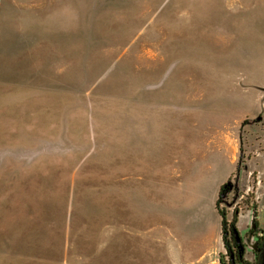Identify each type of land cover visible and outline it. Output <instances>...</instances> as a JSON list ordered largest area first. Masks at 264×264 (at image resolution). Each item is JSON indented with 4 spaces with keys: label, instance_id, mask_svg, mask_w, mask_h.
<instances>
[{
    "label": "rangeland",
    "instance_id": "obj_1",
    "mask_svg": "<svg viewBox=\"0 0 264 264\" xmlns=\"http://www.w3.org/2000/svg\"><path fill=\"white\" fill-rule=\"evenodd\" d=\"M257 115L264 0H0V264H220Z\"/></svg>",
    "mask_w": 264,
    "mask_h": 264
},
{
    "label": "flooded vegetation",
    "instance_id": "obj_2",
    "mask_svg": "<svg viewBox=\"0 0 264 264\" xmlns=\"http://www.w3.org/2000/svg\"><path fill=\"white\" fill-rule=\"evenodd\" d=\"M253 123L259 127L260 126L259 124L264 123V117H262L261 115H257L255 118V121ZM231 184L234 185V186H232L233 190L231 191V193L234 195H237V194L239 195L242 189H240L239 185L234 182L233 177L231 180ZM247 189H248L247 192L246 193L244 192L241 195V198L246 197L245 196L246 194L250 195V192H252L250 186ZM248 195H247V197H249ZM245 202L246 203H245L244 207H241V210H238V208L235 207L234 211L238 210V214H240L245 209H248V210L252 211V213L255 217L256 216V213H255L256 209L254 207V205L256 204L255 198L252 197L250 201H248V199H246ZM235 206H236V203H235ZM234 211L231 213L226 211V213L228 215V220H230L232 218ZM229 215H231V216H229ZM262 229H264V228H262ZM233 239H234V243L232 242V246H233L232 250L233 251L231 250L233 253L231 255H234L236 252V254L238 253V255H241V254L244 255L245 259H246L247 255H252L253 261H250V262H256L257 264H264V232L261 231V229L254 228V225H253L250 227L248 232H246L244 235L241 234L239 232V230L237 229V232H236L235 236H233Z\"/></svg>",
    "mask_w": 264,
    "mask_h": 264
},
{
    "label": "trees",
    "instance_id": "obj_3",
    "mask_svg": "<svg viewBox=\"0 0 264 264\" xmlns=\"http://www.w3.org/2000/svg\"><path fill=\"white\" fill-rule=\"evenodd\" d=\"M231 180L232 178H230V180L221 186L220 191H219V199L217 201V209L219 211L220 216L222 217V232H221V236H222V241H223V245L225 248V252L226 253H222L220 254V264H257L256 262H250L249 260L245 259L244 255H238V253L234 255H231L233 252L232 250V242L234 243V239L233 236H235L236 232H237V221H238V210H235L233 213V216L230 220H228V215L226 213V211L221 208V203L224 200H227L228 195L231 193V191L233 190L232 185L231 184ZM253 196L251 195V198ZM249 198V197H248ZM250 201V200H249ZM255 209H256V204L254 205ZM253 225L254 228H258L261 229V231L264 232V229H262L259 226V223L257 221V218L255 217L253 219ZM232 250V251H231ZM230 253V254H229ZM226 258H228L226 260Z\"/></svg>",
    "mask_w": 264,
    "mask_h": 264
},
{
    "label": "crops",
    "instance_id": "obj_4",
    "mask_svg": "<svg viewBox=\"0 0 264 264\" xmlns=\"http://www.w3.org/2000/svg\"><path fill=\"white\" fill-rule=\"evenodd\" d=\"M238 146L236 147V154H235V156H234V159L235 160H237L238 158H239V156H238ZM253 171H249V173H247V175H245V177L247 178H252L254 181L256 180V173H254L253 172V174H251ZM223 184V181L220 183V186H219V189H220V187H221V185ZM249 186H250V184H249ZM244 190H245V193L247 192V188H243ZM254 195V194H253ZM256 216H257V214H256ZM221 217V216H220ZM250 227L251 226H248V228H247V232H248V230L250 229ZM261 228H264V226H261ZM246 259L247 260H249V261H253V256L252 255H247L246 256Z\"/></svg>",
    "mask_w": 264,
    "mask_h": 264
},
{
    "label": "water",
    "instance_id": "obj_5",
    "mask_svg": "<svg viewBox=\"0 0 264 264\" xmlns=\"http://www.w3.org/2000/svg\"><path fill=\"white\" fill-rule=\"evenodd\" d=\"M238 198H239V196L235 198V201L234 202H236L238 200Z\"/></svg>",
    "mask_w": 264,
    "mask_h": 264
}]
</instances>
